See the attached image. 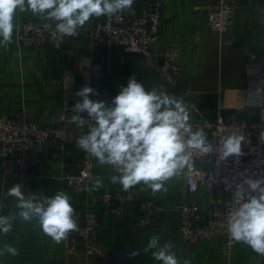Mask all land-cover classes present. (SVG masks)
Listing matches in <instances>:
<instances>
[{"label": "crops", "instance_id": "1", "mask_svg": "<svg viewBox=\"0 0 264 264\" xmlns=\"http://www.w3.org/2000/svg\"><path fill=\"white\" fill-rule=\"evenodd\" d=\"M162 23L153 49L165 51L176 45L180 52L178 83L172 84L155 72L142 58L124 46L110 49L89 44L87 29L100 17H93L82 28L76 40L61 46L47 45L38 49L21 48L17 39V24L21 18H37L31 12L17 11L14 18L12 42L0 46V114L12 115L25 109L28 117L38 123H47L52 114L72 109L82 100L76 92L88 86L99 95L92 100L110 103L135 76L146 91L154 88L183 98L188 105L190 121L199 117L196 109L214 118L223 115L233 118L245 115L249 120H264V88L259 74L264 65V0H226L235 9L234 22L224 32L210 25L208 11L219 0H160ZM142 0H134L141 4ZM228 110L227 113H222ZM48 150V149H47ZM46 150V151H47ZM93 181L100 177L104 186L89 194L73 192L62 182L63 166L45 157L43 166L46 177L43 186L22 190L25 198L35 195L38 200L51 197L59 191L70 196L74 209L91 205L97 214L94 243L97 251L85 253V245L78 242L76 252L69 253L63 241L54 242L39 228L37 220L24 222L16 207L15 197L7 191L15 183L0 178V215L15 216L12 231L0 233V247L5 243L18 248L19 255L0 256V264H105V252L119 247L125 256L124 264H161L152 258L155 249L144 251L153 235L160 243L174 244L180 264H264V256L255 253L244 243L227 246V236L217 233L211 238L186 241L181 233V217L177 206L184 201L209 207L211 201L223 199L225 193L216 187L209 193L200 185L193 194L188 193L187 181L178 176L166 182L167 193L152 192L147 186L132 189L137 196L153 195L159 208L154 222L137 224L138 198L121 213L103 208L101 193L104 189L124 191L119 184H112L110 177L118 174L108 165H99L94 158ZM198 167L211 171L213 165L200 160ZM91 184L89 185V187ZM132 251L139 254L131 257Z\"/></svg>", "mask_w": 264, "mask_h": 264}, {"label": "built area", "instance_id": "2", "mask_svg": "<svg viewBox=\"0 0 264 264\" xmlns=\"http://www.w3.org/2000/svg\"><path fill=\"white\" fill-rule=\"evenodd\" d=\"M210 25L214 30L224 32L234 22L235 9L226 0H219L218 5L208 11ZM162 2L160 0H142L141 4L133 3L130 10L112 17L103 16L95 20L87 29L89 44L92 48L102 46H124L126 50L139 53L144 61L157 73L172 84L178 83L180 71V52L176 45L165 51L153 49L162 23ZM38 18H21L17 24V39L21 48L38 49L47 45L61 46L76 40L83 28L72 37H53L50 31L43 30V23ZM52 23L53 29L55 22ZM264 30V16L261 21ZM259 83L264 88V65L259 74ZM199 117L190 123L193 130L203 128L213 151L201 154L193 151L189 165L179 175L187 181L188 193L193 194L202 185L209 192L216 187L225 193L223 199L211 201L209 207H201L184 201L177 206L181 217V233L186 241L211 238L217 233L227 236L230 248L236 242L230 238L226 228V217L231 210L232 193L226 191L224 179L230 182L242 181L243 176L258 178L264 175V120H249L245 115L226 118L218 115L206 116L196 109ZM75 113L66 109L52 114L49 122L32 121L26 110L19 109L12 115L0 114V178L21 184V189L41 187L46 173L43 166L45 157L59 162L62 166L61 180L73 192H84L93 181L94 157L81 150L76 140L86 134L91 122L83 128L71 122ZM87 120V114L82 113ZM229 135L243 136L242 155L220 159V141ZM48 149V150H47ZM47 150V151H46ZM203 160L213 165L208 171L198 167ZM87 174V176L85 175ZM240 174H243L240 175ZM103 208L106 211L121 213L138 198L137 224H153L155 212L159 208L153 195L137 196L133 191L104 189L101 193ZM74 218L78 230L68 234L63 240L69 253L76 252L78 242L85 245V253L97 251L94 234L97 227V214L93 206L87 204L75 209ZM125 256L121 248L115 247L105 252V264H124Z\"/></svg>", "mask_w": 264, "mask_h": 264}, {"label": "clouds", "instance_id": "3", "mask_svg": "<svg viewBox=\"0 0 264 264\" xmlns=\"http://www.w3.org/2000/svg\"><path fill=\"white\" fill-rule=\"evenodd\" d=\"M133 3L134 0H0V46L6 48L12 42L17 11L55 22L54 29L52 23L42 25L53 37H72L93 17H112L130 10ZM90 94L99 95L88 86L76 92L82 100L74 104L71 122L81 128L91 122L88 132L79 136L76 144L99 165L111 166L118 173L110 177L111 183L121 185L126 192L140 185L141 190L147 186L154 193H167L166 182L182 173L194 150L201 154L213 151L204 129L193 130L189 107L182 97L155 88L146 91L134 75L110 103L92 100ZM82 113L87 114V120ZM243 140L239 135L222 138L220 159L242 155ZM224 183L226 191L232 193V207L225 221L230 238L264 256V175L243 176L239 183L235 178L232 182L225 178ZM103 186L102 179L95 177L87 191L91 194ZM7 195L18 201L16 207L22 221L35 218L40 230L56 243L78 230L75 209L64 191L42 200L35 195L26 199L17 183L8 189ZM14 220L15 216L0 215V233H10ZM174 247L171 242L161 245L160 237L153 235L144 251L155 249L152 258L161 264H180ZM138 254L132 251L130 256ZM5 255H19L18 248L5 243L0 247V256ZM183 264L191 261L184 260Z\"/></svg>", "mask_w": 264, "mask_h": 264}, {"label": "water", "instance_id": "4", "mask_svg": "<svg viewBox=\"0 0 264 264\" xmlns=\"http://www.w3.org/2000/svg\"><path fill=\"white\" fill-rule=\"evenodd\" d=\"M227 112H228V110H223V111H222V113H227Z\"/></svg>", "mask_w": 264, "mask_h": 264}]
</instances>
